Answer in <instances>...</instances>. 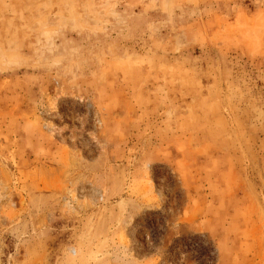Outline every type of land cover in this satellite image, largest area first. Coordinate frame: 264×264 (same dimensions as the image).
Wrapping results in <instances>:
<instances>
[{
    "label": "rangeland",
    "instance_id": "1",
    "mask_svg": "<svg viewBox=\"0 0 264 264\" xmlns=\"http://www.w3.org/2000/svg\"><path fill=\"white\" fill-rule=\"evenodd\" d=\"M0 264H264V0H0Z\"/></svg>",
    "mask_w": 264,
    "mask_h": 264
}]
</instances>
